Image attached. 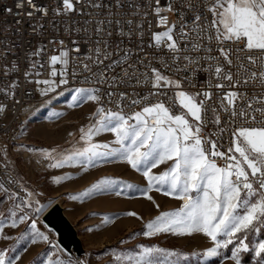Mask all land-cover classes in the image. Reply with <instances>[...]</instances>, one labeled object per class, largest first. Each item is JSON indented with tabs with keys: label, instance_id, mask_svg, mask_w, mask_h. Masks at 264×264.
<instances>
[{
	"label": "snow or ice",
	"instance_id": "snow-or-ice-1",
	"mask_svg": "<svg viewBox=\"0 0 264 264\" xmlns=\"http://www.w3.org/2000/svg\"><path fill=\"white\" fill-rule=\"evenodd\" d=\"M204 2L207 4L208 0ZM24 3L25 0H19L16 7L23 8ZM26 3L35 11L47 15V9L36 6L33 0H26ZM79 3L81 0H62V9H55V13L67 15L76 11L75 5ZM87 3L95 8L103 6L101 3L92 4V0H87ZM116 6H121L120 0H116ZM185 7L195 13L191 20V28L188 27L189 22L183 19L185 13L182 12L178 31H174L177 25L173 24L162 32L152 34L155 44L150 47L154 46L158 51L163 48L172 53L171 64L164 57L160 58L163 66L165 68L175 66L177 72L187 71L191 65H199L203 60L208 64L203 71L211 73L217 79L215 85L209 80V89L212 87L218 90L237 89L250 84L264 88V0H214L206 9L211 13L212 19L211 21L205 19L203 25L200 24L202 13L197 11V6L192 0H186ZM168 10L173 9L169 6ZM154 11L159 17L158 24L167 25L168 18L160 16L161 9L157 7ZM28 15H33V12H28ZM104 23L110 27L113 21H97L98 34L104 31L102 27ZM115 23L118 26L121 24L119 20ZM127 23L131 29L132 21ZM118 34L124 35L122 31ZM108 35H111V32H108ZM213 42L216 44L215 48L211 46ZM229 42L235 47L228 46ZM59 43L63 45L64 42ZM73 50L79 52V48ZM43 51V48H39L30 53V56H39ZM95 52V63L99 65L102 63L99 59L101 54L99 41ZM190 52H203L204 55H182ZM213 52H217L218 55H212ZM234 53L235 63L232 59ZM240 53L256 54L241 56ZM109 55L107 51L104 52L105 59ZM131 56L130 50L125 51L122 57L108 66L107 70L126 64ZM181 60L186 62L183 69L178 66ZM50 63L53 66L49 73L50 79L29 80L30 83L46 86L41 90V95L54 92L60 85L68 83L69 50H61L59 55H52ZM138 63L142 67H148L143 61ZM57 64L63 65L59 72L55 67ZM12 67L18 68L15 64ZM30 67L35 68L36 62L34 61ZM83 67L91 71L87 64ZM128 67L133 69L132 74H129L127 69L124 70V76L129 81L136 76V85L146 86L150 83L153 89L142 96L135 94L136 98L129 101L128 106H141L139 110L131 114L123 111V101L128 99L127 93L117 94L109 91L106 94L109 103L112 102L113 96L118 97L117 110H112L105 108L100 88H77L71 97L70 106H80L85 102H95L98 105L89 125L79 130V140L84 142L83 146L58 150L20 145V149L38 154L41 160L49 161L47 168L80 166L87 172L89 168L97 167L101 163L117 161L126 163L143 175L147 182L145 188L138 189L137 186L125 184L123 181L104 178L86 191L70 195L69 199L84 200L95 192L120 187L139 190L146 199L159 208V204H156L149 195L155 190L182 203L179 208L161 212L147 222L146 230L142 233L144 236L170 234L190 237L202 234L212 242V246L203 253L193 252L191 256H202L204 260L217 258L220 261L227 258L231 259L233 264H242L244 256L251 255L254 264H264V238L253 239L257 234L264 233V91L253 92L251 95L238 90H229L222 94L218 91L215 94L217 102L209 104L214 95L210 90L189 92L181 80L167 76L157 68H151L149 74L138 73L134 64H129ZM233 68L235 72L232 71ZM198 70L200 69H193V72ZM58 74L61 77L59 83L54 79ZM32 75V72L25 73L26 79ZM35 75L39 76L40 73L37 72ZM97 75L99 79L94 81L97 84L107 83L110 88L115 87L118 82L123 84V80L117 76L108 80L104 73L93 74L94 77ZM140 75H143V80L139 78ZM185 80L191 85L189 77H185ZM225 81L227 83H224ZM85 82L92 81L86 79ZM17 86L13 83L10 87L15 89ZM0 91L9 94L8 89ZM14 94L12 91L11 95ZM154 96L166 97V100L153 102L151 98ZM5 109L6 106L0 105V112ZM219 112L227 114L225 125L231 124V127L222 126ZM208 123L217 128L216 133L204 132ZM225 131L231 134L227 152L220 150L218 139H212L213 135L221 136ZM102 133L113 134L114 140L111 144L94 142L93 138ZM218 158L224 161L222 166L218 165ZM41 160H37V163ZM165 164L168 167L162 173L153 172V169ZM0 169L4 170L7 181L5 183L4 179H0V194L11 202L8 216L3 217L0 214V238L11 239L4 234L6 224L16 228L30 221L31 242L42 240L51 244L49 236L37 228L35 218L47 206L35 199L40 193L29 190L20 179L12 175V161L7 156L6 146L0 147ZM70 179L72 177L69 175L58 176L53 177V182L59 184ZM8 185H15L26 195L20 196L19 192L13 191ZM120 194L121 191H116V195ZM125 215L137 216L135 212H127ZM111 219L105 217L104 223H109ZM139 249L125 252L112 250L114 264H184L189 259V254L179 250L142 245ZM15 259L7 257L6 250H0V264H15ZM49 264H65V261L50 258ZM67 264L84 262L69 260Z\"/></svg>",
	"mask_w": 264,
	"mask_h": 264
},
{
	"label": "built area",
	"instance_id": "built-area-1",
	"mask_svg": "<svg viewBox=\"0 0 264 264\" xmlns=\"http://www.w3.org/2000/svg\"><path fill=\"white\" fill-rule=\"evenodd\" d=\"M19 0H0V89H8L9 94H4L0 91V105L6 106L5 111L0 112V147L6 146V150L16 152L19 150L20 140L29 124H34L35 116L33 108L39 100L38 84L29 82L37 79H49V73L52 70L50 58L52 55H59L61 50H69V63L67 65V80L65 84L69 87H98L101 89L103 96V103L106 109L117 110L116 100L117 96L112 97V102L109 103V91L114 93L124 92L128 94V99L123 101V111L126 114H131L139 110L141 106H128L129 101L136 98L135 94L144 95L149 91H153L151 84L136 85V76L132 77L129 81L124 76V70L127 69L129 74H132L133 69L129 68V64L136 65L138 73H149L151 68H157L165 75L174 79L181 80L184 83L186 90L191 92H199L201 90H210L214 95L209 104L217 102L216 93L219 91L221 94L229 90H238L247 92L251 95L253 92L260 93L264 88L256 87L252 84L246 87H238L237 89H216L208 88V82L211 80L212 85L217 83V79L211 73L203 71L208 67V64L203 60L199 65H191L187 71L177 72L175 66L165 68L160 58L164 57L168 63L171 64L172 53L167 50H156L155 42L152 39V34L166 30V27L173 24L177 25L174 31H178L179 24L181 23V13H185L183 19L188 21V27L191 28V20L195 13L185 7L186 0H120V7L116 6V0H92V4L101 3L103 6L95 8L89 6L87 0H81V3L76 4V11L67 15H56L55 9H62V0H33V4L38 7L47 9V15L37 12L31 5L24 3L23 8H17L16 5ZM193 4L197 6V11L202 13L200 24L203 25L205 19L211 21L212 15L206 11L214 0H208L205 4L204 0H192ZM169 6L173 9L169 11ZM159 7L161 9L160 16L168 18L167 25H159V17L156 15L154 9ZM11 9V12L6 11ZM28 12H33L29 16ZM112 20L113 23L109 27L107 23L102 25L104 31L99 34L96 32L97 21ZM121 22L118 26L115 21ZM128 21H132L131 29L129 28ZM42 26V27H41ZM124 35H119V32ZM111 32V35H108ZM129 32L131 35L129 36ZM142 33V35L140 34ZM63 41V45L59 43ZM97 41H99V48L101 54L99 59L101 64L97 65L96 52ZM216 47L215 42L211 45ZM228 46L235 47L234 44L229 42ZM183 48V42L181 43ZM43 48L44 51L39 56H30V53L35 52L37 49ZM79 48V52L73 49ZM131 51L132 56L126 64L115 67L112 70H107L108 66L113 61L122 57L125 51ZM110 53L107 59L104 57V52ZM256 53H240L241 56ZM182 55H204L201 53H182ZM212 55H218L213 52ZM235 53L232 56L235 63ZM91 57V59H89ZM36 62V67L31 68L33 62ZM143 61V64L148 65L147 68L142 67L138 62ZM185 61H179L178 66L183 69ZM15 64L18 68H13ZM87 64L91 71L84 69L83 65ZM42 65V66H41ZM59 71L60 65L55 66ZM199 68L200 70L193 72V69ZM7 71V74H5ZM235 72V68L232 69ZM32 72L33 75L26 79L25 73ZM39 72L40 75L36 76L35 73ZM75 73V75H73ZM104 73L106 79L110 80L111 77L117 76L123 80V84L119 82L115 87L110 88L107 83L97 84L94 81L99 79V75L93 74ZM185 77L191 79V85L185 80ZM141 80L144 79L140 75ZM86 79L91 80V83H86ZM16 83L18 86L11 89V85ZM224 83H227L226 81ZM132 85V86H129ZM61 86V85H60ZM14 91V96L11 92ZM153 102L165 99L166 97L154 96L151 98ZM98 106V105H97ZM221 124L225 127H231V124L225 125L228 119L227 114L219 112ZM209 114V119H211ZM205 133H216L217 128L208 123L204 128ZM212 139H218L221 151L227 152L231 142V134L225 131L221 136L213 135ZM41 160V158L37 159ZM36 168L42 170L46 168L49 161L41 160L37 163ZM218 165H223L224 161L217 159ZM12 175L20 179L19 176L12 171ZM0 179L6 177L4 170L0 169ZM13 191L19 192L20 196L26 194L15 185H8ZM55 237V233L52 234ZM59 237L57 242L59 244V252L65 258H68V252L60 244Z\"/></svg>",
	"mask_w": 264,
	"mask_h": 264
},
{
	"label": "rangeland",
	"instance_id": "rangeland-1",
	"mask_svg": "<svg viewBox=\"0 0 264 264\" xmlns=\"http://www.w3.org/2000/svg\"><path fill=\"white\" fill-rule=\"evenodd\" d=\"M57 65L63 67L61 64ZM54 79L59 83L61 77L58 74ZM44 87L46 86L38 85L39 100L33 108L35 121L25 129L20 145L36 149L56 148L58 150L83 146L84 142L79 140V130L81 127L89 125L92 114L98 107L97 104L85 102L80 106H70L74 90L81 87L61 85L54 92L41 95V90ZM56 113L61 115L57 116ZM70 133L72 135H69ZM93 140L98 143L111 144L114 136L111 133H102L94 137ZM7 156L12 161L13 171L19 176L22 183L29 190L40 193L35 199L39 200L40 204L47 206L35 218L37 219V228L48 235L52 242L49 244L37 240L36 243H32V234L29 230L30 221L20 224L16 228H11L6 224L4 234L11 239L0 238V250H6L7 257L13 259L19 257V259H15V264H49L50 258H59L65 261V264L69 260H81L84 264H114L112 250L117 252L139 251L141 245L158 246L187 253L189 259L184 264H233V261L227 258L220 261L217 258L204 260L202 256H191L193 252L203 253L212 246V242L202 234L190 237H177L170 234L144 236L142 233L146 230L147 222L153 220L161 212L179 208L182 203V201L165 196L161 192L153 190L149 193L156 204H159V208L152 201L146 199L139 190L120 187L109 191L95 192L84 200L69 199L70 195H78L104 178L123 181L125 184L137 186L138 189L145 188L147 182L143 175L126 163L119 161L101 163L97 167L89 168L87 172L83 171L80 166L46 167L39 170L36 168V160L41 158L38 154L29 153L19 147L16 152L7 150ZM167 167V164L160 165L153 169V172L162 173ZM64 175H69L72 179L59 184L53 182V177ZM116 191H121V194L116 195ZM57 200L77 229L81 240L79 251L74 247L65 249L68 252V258L61 255L59 247H53V245L59 246L58 233L44 219L47 209ZM0 201H2L0 214L7 217L11 202L3 194H0ZM27 211L30 212V210ZM127 212H135L137 216L125 215ZM105 217L112 219L105 224ZM53 233H55L54 238L52 237ZM260 238H264V233L253 237V239ZM225 251L227 252V250ZM242 264H254L253 257L245 255Z\"/></svg>",
	"mask_w": 264,
	"mask_h": 264
},
{
	"label": "water",
	"instance_id": "water-1",
	"mask_svg": "<svg viewBox=\"0 0 264 264\" xmlns=\"http://www.w3.org/2000/svg\"><path fill=\"white\" fill-rule=\"evenodd\" d=\"M45 221L56 230L58 240L65 249L72 247L79 251L81 249V240L77 229L65 214L60 203L55 202L45 213Z\"/></svg>",
	"mask_w": 264,
	"mask_h": 264
},
{
	"label": "bare ground",
	"instance_id": "bare-ground-1",
	"mask_svg": "<svg viewBox=\"0 0 264 264\" xmlns=\"http://www.w3.org/2000/svg\"><path fill=\"white\" fill-rule=\"evenodd\" d=\"M56 202L59 203L58 201H56ZM54 203H55V202H54ZM54 203H53V204H54ZM53 204H52V205H53ZM52 205H51V206H52ZM51 206H50V207H51ZM50 207H49V208H50ZM49 208H48V209H49ZM48 209H47V210H48ZM45 213H46V212H45ZM44 215H45V214H44Z\"/></svg>",
	"mask_w": 264,
	"mask_h": 264
},
{
	"label": "crops",
	"instance_id": "crops-1",
	"mask_svg": "<svg viewBox=\"0 0 264 264\" xmlns=\"http://www.w3.org/2000/svg\"><path fill=\"white\" fill-rule=\"evenodd\" d=\"M57 201L59 202V200H57ZM53 203H54V202H53ZM53 203H52V204H53ZM59 203H60V202H59ZM52 204H51V205H52ZM67 217H68V216H67ZM68 218H69V217H68ZM69 220H70V218H69ZM70 221H71V220H70Z\"/></svg>",
	"mask_w": 264,
	"mask_h": 264
}]
</instances>
